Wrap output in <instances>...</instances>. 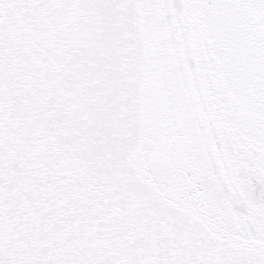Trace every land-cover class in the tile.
Returning <instances> with one entry per match:
<instances>
[{"label": "snow or ice", "instance_id": "snow-or-ice-1", "mask_svg": "<svg viewBox=\"0 0 264 264\" xmlns=\"http://www.w3.org/2000/svg\"><path fill=\"white\" fill-rule=\"evenodd\" d=\"M0 264H264V0H0Z\"/></svg>", "mask_w": 264, "mask_h": 264}]
</instances>
